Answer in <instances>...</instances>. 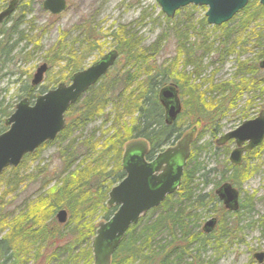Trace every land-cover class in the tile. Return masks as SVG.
Here are the masks:
<instances>
[{"label":"trees","instance_id":"16d2710c","mask_svg":"<svg viewBox=\"0 0 264 264\" xmlns=\"http://www.w3.org/2000/svg\"><path fill=\"white\" fill-rule=\"evenodd\" d=\"M241 12V19L245 20L242 22L245 29H248L253 23L256 24L259 18H264V7L258 0H251ZM205 20L206 18L202 19L203 24H205ZM225 26H216V28L221 29ZM255 30V28L251 29L252 32ZM17 33L18 30L15 29L11 35H8V38L6 37V40L0 41V60L2 56H6L7 58L3 61L7 62L13 54L16 44L20 40L12 41L13 36ZM93 33V29L89 30L88 27L85 29L87 52L88 50L101 49L95 43L94 37H92ZM127 34L123 28L110 32L109 36L116 40L119 60L107 75L100 78L97 85L92 86L78 103L72 105L66 112L68 125L59 134L58 139L68 142L61 145L62 147L57 152L60 164L57 167L59 174L46 178L44 175L50 165L41 163L35 167L37 171L30 174L33 176L31 177L33 181L40 178L44 186H47L52 178L54 179L55 185L47 195L49 201L43 211L48 212L49 210L53 215L60 209H66L70 216L68 223L60 224L53 220L47 224L46 220L49 216L43 214L41 218L31 216L26 219H17L7 231L0 229V264H26L36 245L38 246L35 247L34 254L36 257L42 258V261L54 258L57 261H54L55 264H94L90 239L96 234L98 218L107 221L115 211V209L107 208L106 201L109 191L125 177L121 159L126 142L135 138L147 140L150 142V157H154L157 151L178 139L183 132L181 128L186 125L185 117L189 116L191 125H202L203 121H209L215 117L212 112L205 116L204 111L209 107L201 105L200 96L196 100L194 96H191L185 101L184 107L186 111L189 107L188 115L184 111L176 124L166 125L157 95L169 81V66L164 64L159 67L148 65L146 62L148 56L141 49L140 43ZM60 44L61 42L58 45L60 46ZM261 45V42L255 43L254 48ZM212 47L213 43L206 50ZM233 48L232 46L231 50ZM217 50L218 55L231 53L230 49L226 50L225 45L221 42ZM55 51L53 55L47 54L44 58V61L50 65L48 73L57 65L64 63L67 75L57 78V82L51 79L47 86L33 87L27 79L19 84L20 97L27 96L34 99L37 93L47 92L53 83L57 86L84 67V57L77 56L72 50L67 52L57 48ZM186 57L187 64L194 66L195 71L199 73L203 58L197 55L193 46L186 48ZM196 57L197 60H195ZM262 58H264L263 51L255 60L260 62ZM132 62H144L145 68L143 69L141 64L137 68L131 67ZM238 62L235 73L239 75V72L245 69L244 74L251 73V82L254 86L260 85L261 91H263L264 73H261L258 67L259 63L254 62L248 66L246 61L239 59ZM259 73L261 76H258ZM48 79L47 81H49ZM248 79H240L238 83L226 82L219 85L222 87L223 96L218 103L227 102L230 104L248 84L250 81ZM191 91L195 92L194 89ZM219 107L221 110L217 111L221 112L224 106L220 104ZM12 108V105L6 106L0 102V132L5 129L4 120L11 114ZM127 118H130L132 122L129 128H126L125 125ZM97 120H100L102 125L93 126L91 129L92 138L88 139L84 136V131ZM107 125L109 126L104 128ZM77 131L79 132L77 133ZM98 134L99 136H97ZM45 145L47 144L26 156L25 160L39 159ZM195 150L196 153L191 155L190 162L184 171L181 198L179 200L170 198L162 204L164 210H161L160 215L151 219L144 216L138 225H132L114 253L112 264H182L184 262L186 264H216L217 259L204 260L200 256L208 250L206 245L214 243L217 249L221 250L225 246L223 241L227 239L229 243H232L241 235L243 229L238 221L233 226L222 224L220 232L215 235L201 234L194 226L190 227L191 219L187 214L188 209L208 207L216 202L214 194H196L192 189L194 168L200 166L197 165L200 150L198 148ZM193 161H195V165L190 168ZM13 171H15L17 185L25 181L24 176H18L19 169ZM237 174L236 170L231 179L233 180ZM242 175L240 183L244 181L246 172ZM5 218L7 220L8 217ZM257 221L259 222V220ZM65 253L66 257L64 258ZM246 264L257 263L251 257Z\"/></svg>","mask_w":264,"mask_h":264},{"label":"rangeland","instance_id":"374dc122","mask_svg":"<svg viewBox=\"0 0 264 264\" xmlns=\"http://www.w3.org/2000/svg\"><path fill=\"white\" fill-rule=\"evenodd\" d=\"M8 1L0 0V10ZM43 1L20 0V8L13 15V18L17 19L23 13L22 24L18 27L21 34L13 36L15 40H19L21 36L22 39L17 43L15 52L7 62L1 61L0 63V102L3 105L16 106L15 104L22 99L19 96V84L27 79L29 82L32 80L36 68L45 62L44 58L47 54L53 55L57 48L67 52L72 50L77 56L84 57L82 69H86L89 65L97 62L101 56L116 48V40L109 34L123 28L128 33L127 35L132 36L140 43L141 49L148 56L146 58L148 65L159 67L164 64L169 66V82L180 86L181 97L184 95L182 97L184 106L185 101L191 96H194L195 100L200 96L201 105L209 107L204 111L205 116L211 112L215 115L213 119L205 120L202 125H197L199 130L195 138V148L200 150L197 161L202 164V167H207L206 170L218 167L222 172L226 160L229 159L227 155L223 154V150L222 152L215 147L216 139L224 132L239 125L246 113H249L251 118L257 116L264 107V91H261L260 85L256 84L253 89H243L230 104L227 102L218 103L223 96L222 87L219 85L226 82L238 83L240 79L245 78L250 80L251 73L250 75L244 74V70H241L238 75L235 71L239 59L248 62V66H250L257 62L255 58L262 51L264 52V18H259L256 24L253 23L248 29H245L242 24L245 20L241 19L242 12H238L236 16L226 22L227 24H223L226 25L225 28L220 29L209 24L206 20L203 24L202 19L206 18L207 7L195 4L178 9L176 15L171 19L162 12L157 0H66L68 7L65 12L54 16L42 7ZM258 1L261 5L260 0ZM87 27L89 30H94L92 37H94L95 43L100 46V50H88L87 52L88 48L84 37ZM252 28L256 29L255 32L251 31ZM59 42H61L60 46ZM220 42L225 45L226 50L229 48L231 53L218 55L217 48ZM259 42L262 45L254 48L255 43ZM211 43H213V47L206 50ZM189 46H193L197 55L203 58L199 73L195 71L194 66L187 64L186 48ZM232 46L234 48L231 50ZM140 64L144 69V62H132L130 66L137 68ZM64 66V63L57 65L50 73L46 74L42 86H47L51 79L56 81L57 78L66 76L67 72L64 70ZM261 73H264V70L261 69ZM261 73L258 76H261ZM70 82V77H68L61 83L68 84ZM54 87L57 86L53 83L50 89ZM191 89H194L195 92H192ZM220 104L224 106L221 112L217 111L220 109ZM187 109V111L185 110L186 115H188L189 107ZM185 118L189 129L192 122L189 120V116ZM125 121L126 128H129L132 124L131 119L127 118ZM101 125L102 122L97 120L84 131V136L91 139L92 127ZM213 128L216 129L215 134H213ZM184 131L185 134L188 133L186 132L187 128ZM67 142V140L57 139L50 145H46L41 151L39 159L29 161V166L23 167L20 175L28 177L31 172H34V167L40 163L50 165L44 175L46 178L58 175L57 167L60 164L57 152ZM249 161L248 168H251L253 173L242 186V190L244 196L245 194L254 196L255 202L253 210L249 212L244 210L242 213L241 219L245 230L241 232L234 244L226 242L221 250L208 243L206 245L208 251L200 255L204 260L217 259L216 264H246L253 257V253L264 251V234L260 232V227L248 226V222L264 215V149L256 152ZM200 175L194 177L195 182L200 180ZM214 175L215 173H212L211 178ZM217 180L219 181L218 178L214 181ZM41 182L40 178L33 181L30 177L18 187L15 172L9 169L0 177V229L7 230L15 220L26 219L27 217H24L27 213L35 218H41L43 214H46L47 217L49 216L46 220L47 224L53 218H57L56 213L51 215L49 210L48 212L43 211L49 201L47 195L55 185V181L52 178L47 186ZM5 217H8L7 220ZM69 219L68 214L67 220L69 221ZM102 220L98 218L97 225ZM225 220L232 219L225 216ZM241 238L245 240L242 244L238 243ZM34 249L35 246L26 264L41 263L42 258L35 256ZM54 261L55 259L51 258L47 263L54 264Z\"/></svg>","mask_w":264,"mask_h":264},{"label":"water","instance_id":"95a60500","mask_svg":"<svg viewBox=\"0 0 264 264\" xmlns=\"http://www.w3.org/2000/svg\"><path fill=\"white\" fill-rule=\"evenodd\" d=\"M162 12L168 18L176 15L177 10L188 5L207 6L206 20L211 25H223L230 21L238 12L245 9L249 0H157ZM264 6V0H260ZM16 0L0 12V24L16 8ZM44 7L52 14H60L67 8L66 0H45ZM118 52L111 50L100 59L79 70L70 77V83H60L56 88L40 94L31 104L28 97L16 104L15 111L7 118L8 129L0 134V175L8 166L17 167L23 156L33 153L49 140H55L67 127L66 112L77 103L82 95L95 85L100 77L107 74L110 67L117 61ZM48 64H42L32 79V84L42 83ZM264 68V59L260 62ZM159 98L165 109L166 123L171 124L182 111L178 89L174 85H165L159 92ZM195 129L185 135L174 146H168L151 160H146L148 142L135 140L129 142L124 150L122 167L126 177L117 183L108 193V208L118 207L107 221H101L92 237L94 264H112V257L117 251L129 227L139 222L142 215L149 209L160 207L166 198L180 186L184 168L191 154V143ZM236 139L237 148L230 159L241 162L244 150L253 149L264 140V110L260 116L242 125L230 133L221 136L218 144ZM247 145L242 147L243 143ZM227 207L238 208V191L230 184H223L217 191ZM68 210L63 209L57 214L60 224L68 220ZM207 230L213 227L208 222ZM258 263L264 262V251L254 253Z\"/></svg>","mask_w":264,"mask_h":264},{"label":"flooded vegetation","instance_id":"af4514ba","mask_svg":"<svg viewBox=\"0 0 264 264\" xmlns=\"http://www.w3.org/2000/svg\"><path fill=\"white\" fill-rule=\"evenodd\" d=\"M11 1H13V0H9L5 5H3L2 6V10H0V12H2V11H4L9 5H10V3H11ZM17 1V3H16V9L9 15V16H7V17H5L3 20V22H1V24H0V41H2L3 39H5L6 40V37L8 38V35L10 34H12V31H14L15 29H19L18 27L22 24L21 23V21H22V19H21V17L23 16V13H21V15H20V19L19 18H17V19H14L13 18V15L14 14H16V12L19 10V6H20V0H16ZM45 1V0H44ZM44 1H43V3H42V7L50 14V15H52V16H54V15H59V14H52V12H50V10L49 9H47L46 7H44ZM60 14H62V13H60ZM12 21H14L13 23H12ZM10 23H12V25H10V26H7V25H9ZM6 33H7V35H6ZM21 33H20V31L18 30V33L16 34V35H20ZM20 39H22V36L20 37ZM12 41L14 42L15 41V39L13 38L12 39ZM16 46H17V44H16ZM15 49H16V47H15ZM112 50H115V51H117L118 52V50L115 48V49H112ZM111 51V50H110ZM14 52H15V50H14ZM13 52V53H14ZM109 53V52H108ZM13 55V54H12ZM105 55V54H104ZM102 57V56H101ZM5 58H7L6 56H2V59L0 60V63H1V61H3ZM118 58H120L119 57V52H118ZM262 59H264V58H262ZM262 59H260V62H261V60ZM117 62V61H116ZM116 62L110 67V70L108 71V73L111 71V69H112V67L116 64ZM260 62H259V64H258V67H259V69L261 70H264V68H260ZM44 63H47L48 64V62L46 61V62H43L42 64H44ZM42 64H40L37 68H36V70L42 65ZM49 69H50V65L48 64V68H47V70H46V74H48V72H49ZM245 70V69H244ZM79 71V70H78ZM36 72V71H35ZM76 73V72H75ZM107 73V74H108ZM46 74L44 75V79H45V76H46ZM74 74V73H73ZM72 74V75H73ZM35 75V74H34ZM71 75V76H72ZM106 75V74H105ZM250 75V74H249ZM70 76V77H71ZM104 76V75H103ZM103 76H101V77H103ZM100 77V78H101ZM33 78H34V76H33ZM32 78V79H33ZM44 79L42 80V83H40V84H37L36 86H41V85H43V81H44ZM32 82V80L30 81V83ZM100 82V80L95 84V85H97L98 83ZM31 85L33 86V87H36L35 85H33L32 83H31ZM95 85H92V86H95ZM165 85H174L175 87H177V89H178V97H180V101H181V108H182V111L177 115V120L176 121H174L173 123H171V124H168V123H166V119H165V109H164V106H163V104H162V102H161V100H160V98H159V92H160V90L163 88H161L160 90H159V92H158V95H157V98L159 99V103H160V105H161V107H162V109H163V119H164V122H165V124L166 125H169V126H172V125H174V124H176L177 122H178V120H179V118H180V116L184 113V111H185V106H184V101L182 100V97H181V92H180V86H178L176 83H173V82H167ZM91 86V87H92ZM90 87V88H91ZM253 87H254V85H253V83L251 82V80L248 82V84L246 85V86H244L243 87V89H245V90H247V89H253ZM264 91V90H263ZM44 94V93H43ZM38 95H40V93H38V94H36V97L38 96ZM85 95V94H84ZM84 95H82L81 97H80V99L84 96ZM27 97V96H26ZM25 97V98H26ZM35 97V98H36ZM29 98V97H28ZM34 98V99H35ZM34 99H30V102H31V104L33 103V101H34ZM79 99V100H80ZM78 100V101H79ZM78 101H77V103H78ZM77 103H75V104H77ZM250 103V102H249ZM74 104V105H75ZM16 105V104H15ZM250 107H251V105L250 104H248ZM15 109H16V106L15 107H13V110H12V112H11V114L15 111ZM263 110H264V107L262 108V110H260L259 112H258V114H257V116H254V117H252L251 118V115L249 114V113H246L245 115H244V117L242 118V122L239 124V125H237L234 129H231V130H229V131H227V132H224L223 134H221L219 137H218V139H216V141H215V147L216 148H218L219 150H223L222 152H223V154H225V155H227L228 156V159L229 160H226V162H225V166H224V168H222V172H220V170L218 169V167H213L212 169H209V170H206V168L207 167H202V164H200L199 162H197V165H200V166H196V168H194V172L195 173H193L194 174V177L196 178V176L198 175V174H201L200 175V180L199 181H192L193 182V187H192V189H193V191H194V193H196V194H199V193H211L212 195L214 194V196H216V202H213L210 206H206V207H194V208H192V209H188V213L187 214H189L190 216V219H191V222L189 223V225H190V227L192 228L193 226L195 227V229H198L199 231H200V233L201 234H206V235H215V234H218L219 232H220V228L222 227V224H228V225H234L235 224V222L236 221H238V223H239V225H240V227L243 229V230H245V227H244V225H243V220L241 219V216L243 215L242 213H243V211L244 210H246V211H250V210H253V208H254V199H253V197L254 196H249L250 194H245V196H244V191L242 190V186L245 184V182L246 181H248V179L250 178V176H251V174L253 173V170L251 169H249L248 168V163L250 162L249 160H250V158L251 157H254V155H255V153L256 152H258V151H260L261 149H264V140H263V142L260 144V145H257V146H254V148L253 149H250V150H244L243 151V153H242V155H241V162L240 163H235V162H233L231 159H230V157H231V154H232V152L237 148V144H236V139H234V138H232L231 140H229V141H227V142H224V143H221V144H218L217 143V141L219 140V139H221V136H223V135H225V134H227V133H230L231 131H234V130H236V129H238L241 125H242V123L244 122V121H251L252 119H255V118H257V117H259L260 116V113L261 112H263ZM6 120H7V117L5 118V120H4V126H5V129H4V131H2V132H0V134L1 133H3V132H6V130L9 128L8 127V125L6 124ZM185 128H187V131L186 132H188V133H184L185 131ZM181 129H183V132L181 133V135L178 137V139H176V141H174V142H172V143H170V144H168L166 147H164V148H162L160 151H157V154L158 153H160L161 151H163V150H165V149H167L168 148V146H174V145H176L177 143H178V141L180 140V139H182L185 135H187V134H189V132H192L194 129H195V132H194V135H193V141H192V143H191V147H190V150H191V154H190V157H191V155H193V152H196V150H195V141H196V134L198 133V130H199V128H198V126L197 125H191L190 127H189V129H188V127H187V125H185V126H183ZM216 129L215 128H213V134H215L216 133V131H215ZM185 135H184V134ZM58 139V138H57ZM57 139H55V140H57ZM55 140H49V142H46V143H44V144H47V145H50V143L52 142V141H55ZM135 140H143V141H145V142H148L147 140H145V139H143V138H135V139H132V140H130V141H128V142H126V144H125V146H124V148H123V152H124V150H125V147H126V145L129 143V142H131V141H135ZM247 143H248V141H246V142H244L243 143V145H242V147H244L245 145H247ZM43 144V145H44ZM43 145H41V146H43ZM40 146V147H41ZM46 146V145H45ZM39 147V148H40ZM45 148V147H44ZM37 150H39V149H37ZM36 150V151H37ZM151 149H150V142H148V153H147V155H146V160H148V161H151V160H153L156 156H157V154L154 156V157H150V155H151ZM122 152V153H123ZM34 153V152H33ZM33 153H28V154H26V155H24L22 158H23V160L21 161V163L20 164H18V166L17 167H14V166H8L7 168H5L4 169V171L2 172V174L0 175V177L1 176H3L4 174H5V172H7L8 171V169L10 170V171H12V170H15V169H19V172H18V176L19 177H21V176H23V175H20V172H21V170H22V168L23 167H26V166H29V161H34L33 159H27V160H25L26 158V156H29V154H33ZM124 154V153H123ZM199 154V153H198ZM190 157H189V159H188V163L190 162L189 160H190ZM122 158H123V156H122ZM24 160H25V162H24ZM198 160V159H197ZM188 163H187V165L185 166V168H184V171H185V169L187 168V166H188ZM121 164H122V159H121ZM193 165H195V161H193V163L190 165V168L193 166ZM38 166V165H37ZM19 167V168H18ZM36 167V166H35ZM34 167V172H31V174H33V173H35L36 172V168ZM237 170V176H234V178H233V180L231 179L232 178V176H233V174L235 173V171ZM122 171L124 172V170H123V167H122ZM183 171V172H184ZM15 172V171H14ZM244 172H246V177H244V181H242L241 183H240V181H241V178H242V173H244ZM212 173H215V178L214 179H212L211 178V176H212ZM217 173V174H216ZM184 174H185V172H184ZM184 174H183V176H182V179H181V184H180V186L177 188V190L176 191H174L173 193H170V195L166 198V200L164 201V202H166L167 200H169L170 198H171V200H179L180 198H181V196L183 195L182 194V192H181V189H182V187H183V183H182V181H183V177H184ZM124 175H125V177H126V174H125V172H124ZM30 177H33L32 175H28V178H30ZM124 177V178H125ZM123 178V179H124ZM216 178H218L219 179V181L217 180V181H214V180H216ZM26 177H25V181H26ZM206 179V180H205ZM205 180V181H204ZM24 181V182H25ZM16 183H17V180H16ZM23 182H21V183H19L17 186L19 187V185L20 184H22ZM226 183H228V184H230L231 185V187L234 189H236V191H238V194H239V196H238V202H239V205H238V208L237 209H235V210H232V209H230L229 207H227V205H226V203L221 199V197H220V195H219V193L217 192L220 188H222L223 187V184H226ZM240 183V184H239ZM198 185V186H197ZM209 187H212V188H209ZM164 202H162L161 204H160V207H156V208H151V209H149V211L146 213V214H144V215H142L141 216V218L139 219V222L137 223V224H135V225H138L139 223H140V220H142L143 218H144V216H146V217H150V219L151 218H153V217H157V215H160V213H161V210H164L163 209V203ZM177 205H179V204H177ZM107 206V205H106ZM108 208V207H107ZM117 208L118 207H112V208H110V209H115V211L117 210ZM114 211V212H115ZM113 212V213H114ZM163 212V211H162ZM149 214H151V215H149ZM225 216L226 217H229V218H231L232 220H225L224 221V218H225ZM263 218H264V215H262V216H260V217H258L256 220H254V221H252V222H248L249 223V225L248 226H252V225H256V226H259L260 227V232H263L264 231V220H263ZM189 219V220H190ZM257 220H259V222L257 221ZM260 220H261V222H262V224H261V222H260ZM210 221H213V227L210 229V230H207V223L208 222H210ZM101 222V221H100ZM250 226V227H251ZM207 227V228H206ZM130 228V227H129ZM10 229V228H9ZM8 230V229H7ZM7 230H5V231H7ZM128 233V232H127ZM264 234V233H263ZM126 236V235H125ZM125 238V237H124ZM124 238H123V240H124ZM242 239H244V238H241V239H239V241H238V243H240V244H242L243 242H242ZM226 242H228V240L226 239L225 241H223V243H226ZM244 242H245V240H244ZM229 243V242H228ZM235 242H232V243H229V244H234ZM212 245H214V243L212 244ZM38 245H36L35 247H37ZM215 246V245H214ZM256 253V252H255ZM252 255H254V253L252 254Z\"/></svg>","mask_w":264,"mask_h":264},{"label":"bare ground","instance_id":"6f19581e","mask_svg":"<svg viewBox=\"0 0 264 264\" xmlns=\"http://www.w3.org/2000/svg\"><path fill=\"white\" fill-rule=\"evenodd\" d=\"M79 132V131H78ZM61 210H63V209H60V210H58L57 212H56V214H58V212L59 211H61ZM26 217H31V216H29V213H27V215L24 217V218H26ZM57 217V216H56ZM53 220H56L57 221V218H53ZM53 220H51V221H53ZM68 222V221H67ZM66 222V223H67ZM59 223V222H58ZM92 243H93V241H92V239H90V247H91V251H92ZM208 251V250H207ZM207 251H205V252H207ZM204 252V253H205ZM60 258V257H59ZM51 259V258H50ZM49 259V260H50ZM49 260H47V261H45V259L43 260V261H41V263L40 264H49V263H47ZM253 260L257 263V264H263V263H258V261L254 258V255H253ZM55 262H57L56 260H55ZM55 262H54V264H55ZM186 264V263H185Z\"/></svg>","mask_w":264,"mask_h":264}]
</instances>
